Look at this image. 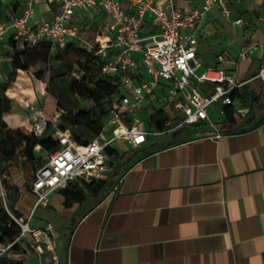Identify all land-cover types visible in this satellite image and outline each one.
Instances as JSON below:
<instances>
[{
  "label": "crops",
  "instance_id": "obj_1",
  "mask_svg": "<svg viewBox=\"0 0 264 264\" xmlns=\"http://www.w3.org/2000/svg\"><path fill=\"white\" fill-rule=\"evenodd\" d=\"M201 2L179 0L185 7ZM44 3L38 0L35 8L39 19L53 14L50 5L43 9ZM228 6L230 17L211 7L197 30L198 70L221 66L244 81L233 107L245 117L248 98H256L253 119L231 123L212 106L211 118L221 131L217 137L203 122L198 127L206 131L152 135L137 147L112 143V170L106 178L113 182L104 194L85 188L78 200L67 203L57 189L49 194L48 205L40 206L45 220L34 225L53 223L56 264H264V106L259 105L264 79L255 77L264 61V0H228ZM94 17L101 20L102 13ZM235 17L242 23H235ZM7 38L0 67L8 65ZM24 74L19 71L15 81ZM243 91L247 98L241 97ZM13 106L2 114L10 127L28 126L37 116ZM162 109L169 117V109ZM150 113L141 111L143 126H149ZM31 174L15 164L6 175L10 185L18 186L10 203L22 217L35 199ZM30 260L41 261L36 256Z\"/></svg>",
  "mask_w": 264,
  "mask_h": 264
},
{
  "label": "built area",
  "instance_id": "obj_2",
  "mask_svg": "<svg viewBox=\"0 0 264 264\" xmlns=\"http://www.w3.org/2000/svg\"><path fill=\"white\" fill-rule=\"evenodd\" d=\"M44 1L53 9L50 18L30 24L38 0H21L17 10L0 20V50L6 45L7 34V40H12L16 47L45 42L53 51L71 42L96 55L101 74L114 76L112 82H117L120 89L112 97L107 120L86 142L76 141L68 130L57 126L58 110L50 119L42 113L35 117L30 129L36 135L45 131L48 120L54 122L56 127L50 135L58 146L46 153L44 162L34 170L31 190L35 199L26 218L9 210L0 181L5 209L19 227L13 239L0 242V264H7L15 256L14 249H26L28 243L33 253L27 254L22 264H31L30 256L41 259L44 255L53 258L47 264H56L57 234L53 223L48 221L38 227L29 224L32 211L47 206L53 190L74 180L106 178L112 170L107 149L118 140L137 147L152 135L167 134L182 124L199 126L203 122L213 128V136H219L221 131L212 120L210 109L216 106L219 114L224 115L226 106L235 105L244 84L221 66L198 70L197 30L211 7L230 17L228 0H202L187 7L180 5L179 0ZM98 12L102 13L101 20L94 17ZM233 21L242 23L243 19L235 17ZM144 27L146 32L141 30ZM87 31H92V38L83 36ZM255 77L264 79V61ZM165 106L171 114L161 128L150 123V117L149 126H143V109L153 113Z\"/></svg>",
  "mask_w": 264,
  "mask_h": 264
},
{
  "label": "trees",
  "instance_id": "obj_3",
  "mask_svg": "<svg viewBox=\"0 0 264 264\" xmlns=\"http://www.w3.org/2000/svg\"><path fill=\"white\" fill-rule=\"evenodd\" d=\"M20 4L21 0H14L11 9H15ZM6 16L7 14L4 15V18ZM7 43L10 47V52H6L9 58L7 64L10 72L13 74L17 69L23 73V70L29 69L34 63L46 61L48 53L52 52L50 45L45 42L35 45H25L23 47H16L10 39H8ZM72 47L82 52V58L74 64L82 78L81 80L73 79L67 82L66 89L71 96L78 93L84 99L90 100L91 103L89 105L79 103V109L75 112L69 110L67 113L60 112L57 126L60 129L68 130L76 141L86 142V140L99 132L109 110L112 97L120 87L117 82H112L114 76L101 74L100 60L96 55L71 42L66 43L64 46V48ZM0 72H2L1 67ZM16 83H22L21 76L16 80ZM8 86V83H0V162H2L0 165V173L7 172V174H10L11 166L16 164L14 161L15 148L22 144L25 158L24 163L26 169L29 168L32 172L31 176L33 178L35 168L44 162L42 152L44 151L46 154L54 150L58 146V141L51 137L50 132L52 130L47 128L42 134L36 135L25 125H19L13 128L7 124L2 114L11 108V98L5 93ZM39 90L41 92V85H39ZM245 96L247 98L245 91H243L241 97L244 98ZM248 100L250 106L245 117L241 116L234 107L226 106L225 119L231 123L240 122L244 119H253L252 114L257 99H251L249 97ZM56 106H60L59 98L54 93L50 94V91L46 89L42 109L47 113H51L52 109ZM166 119L167 115L164 109L155 110L150 114V123L157 128H161L163 121ZM107 152L111 153V150L107 149ZM106 183L107 178L97 179L95 181L79 179L70 182L66 187L61 188L60 191L64 194L66 202L69 203L71 200H78L83 195V189L85 188L91 191L92 194L97 195ZM13 186L18 187L16 185ZM9 205L16 215H20L11 203ZM18 232L19 227L14 220L0 207V242L13 239ZM6 263L22 264L23 260L19 259L15 261L9 258Z\"/></svg>",
  "mask_w": 264,
  "mask_h": 264
},
{
  "label": "rangeland",
  "instance_id": "obj_4",
  "mask_svg": "<svg viewBox=\"0 0 264 264\" xmlns=\"http://www.w3.org/2000/svg\"><path fill=\"white\" fill-rule=\"evenodd\" d=\"M14 0H0V20L4 18V15L6 13V10H11L12 2ZM38 4L36 3L34 7L36 8ZM43 9H48V4H43ZM37 12V10H35ZM44 12V11H43ZM40 16V15H39ZM42 17V16H40ZM39 18L32 15L29 19V23L32 24L33 22L37 21ZM82 58V52L79 51L76 48H64V47H58L54 49L52 52L48 53V57L46 61H38L34 63L29 69L24 70L25 74L22 76V83L17 84L15 81V78L17 76V73L19 72V69L16 70V72L13 74L10 72V69L8 65L2 64L1 65V73L2 78L0 80L1 82L8 83L9 86L6 88L5 93L11 98V105L13 104V110L23 112L26 114L30 113H36V115H39V113H42L46 116V118L50 119L54 115V110H58L61 113H67L68 110L75 112L79 109V103L84 105H89L91 102L90 100H86L83 97H81L78 93L76 95L71 96L67 89H66V83L69 81H72L73 79L81 80L82 76L74 66L75 62ZM39 76V77H37ZM39 85L42 86V90L40 92ZM46 89H48L51 93H54L60 100V106H56L52 109L51 113H47L42 109V103L43 98ZM28 102V104H26ZM260 106H264V98H262L259 101ZM107 118V117H106ZM105 118V120H107ZM147 115H145L144 119L146 122ZM35 119V118H34ZM34 120L30 118V122L27 128L31 127V124ZM54 122L48 120L46 128L49 130L55 129ZM192 125H186L182 124L177 129L173 130L170 135L177 134V133H185L189 130H192ZM39 153V151H37ZM43 157L45 158V152H42ZM24 155H23V146L22 144L18 145L15 148V155H14V161L16 165L19 167L20 170H22L23 173L29 172L30 169H26L25 163H24ZM2 162H0V165ZM6 174L0 173V181L2 186L5 189V197L7 199V205L9 210L16 214L11 208H10V201L13 199L14 195L16 194V188L13 185H10L8 183L9 178ZM0 207L3 208L5 211V206L2 200V196L0 194ZM7 212V211H6ZM9 215V213L7 212ZM10 216V215H9ZM11 217V216H10ZM24 216L23 218H26ZM45 220V214L42 210V208L39 206L36 209L32 211L31 217L29 219L30 226H36L34 224L41 223ZM55 245H56V239H55ZM56 249V246H55ZM24 251V253H20V251ZM32 247L30 244H26V249H14L13 255H15L12 260H23L27 254H32ZM17 253V254H15ZM29 261L31 264L32 261Z\"/></svg>",
  "mask_w": 264,
  "mask_h": 264
},
{
  "label": "water",
  "instance_id": "obj_5",
  "mask_svg": "<svg viewBox=\"0 0 264 264\" xmlns=\"http://www.w3.org/2000/svg\"><path fill=\"white\" fill-rule=\"evenodd\" d=\"M201 131H206V129L204 127L193 126L192 130L187 131V134L197 133ZM112 182H113V179H109L107 183L105 184V186L103 187V189L100 191V193L104 194V192L110 188ZM52 261H53V258L51 255H46L41 258V262L44 264L50 263Z\"/></svg>",
  "mask_w": 264,
  "mask_h": 264
}]
</instances>
